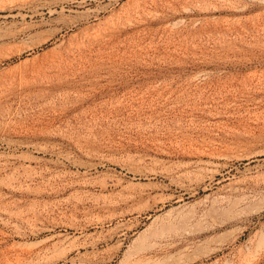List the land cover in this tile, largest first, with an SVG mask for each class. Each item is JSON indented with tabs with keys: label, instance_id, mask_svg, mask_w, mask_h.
Masks as SVG:
<instances>
[{
	"label": "rangeland",
	"instance_id": "374dc122",
	"mask_svg": "<svg viewBox=\"0 0 264 264\" xmlns=\"http://www.w3.org/2000/svg\"><path fill=\"white\" fill-rule=\"evenodd\" d=\"M23 1L0 0V264H264V190L233 203L264 183V0H97L60 69Z\"/></svg>",
	"mask_w": 264,
	"mask_h": 264
},
{
	"label": "bare ground",
	"instance_id": "6f19581e",
	"mask_svg": "<svg viewBox=\"0 0 264 264\" xmlns=\"http://www.w3.org/2000/svg\"><path fill=\"white\" fill-rule=\"evenodd\" d=\"M96 1L97 0H25L22 2L23 4H36V13H40L44 16V18L37 24L27 25L22 30H20L19 33L26 34L37 29L39 30L43 27H49L50 35L45 37V39L58 41L56 52L53 54L52 60L55 64V67L60 69L61 67L65 66V62L72 55L81 53L86 44L91 42V40L97 36L96 34L92 36L86 35L83 36L81 41L77 43L69 41L68 44H64L66 35H69V33H74L77 31L81 32L85 30V26L88 25L92 19H96L98 15L95 13L96 9L90 8L91 3ZM37 15L38 14H36V16ZM32 16L33 15H31V17ZM45 16H47V19H45ZM15 36H17V34L12 35L11 39ZM246 190H250L253 194H258L264 190V183L254 180L253 184L242 185L236 188L234 190L236 192L235 198L233 200L234 205L235 203L237 204L249 198V195L245 192ZM230 202L232 204V200Z\"/></svg>",
	"mask_w": 264,
	"mask_h": 264
}]
</instances>
